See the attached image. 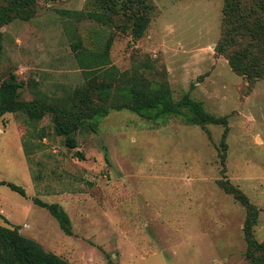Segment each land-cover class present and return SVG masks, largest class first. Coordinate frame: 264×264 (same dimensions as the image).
<instances>
[{
	"label": "rangeland",
	"instance_id": "1",
	"mask_svg": "<svg viewBox=\"0 0 264 264\" xmlns=\"http://www.w3.org/2000/svg\"><path fill=\"white\" fill-rule=\"evenodd\" d=\"M144 1L149 24L134 38L123 12L108 21L88 14L102 10L99 0H38L29 18L1 26V78L17 74L23 99L72 108L88 77L72 43L102 49L112 39L107 66L118 79L135 72L154 84L167 80L176 98L189 93L227 116L225 162L222 124L111 110L87 118L71 148L53 111L40 120L8 112L0 119V181L22 185L27 196L0 184V224L21 225L73 264H250L247 208L219 180L256 205L255 235L264 242V78L235 72L217 51L224 0ZM34 197L60 203L73 233Z\"/></svg>",
	"mask_w": 264,
	"mask_h": 264
},
{
	"label": "trees",
	"instance_id": "2",
	"mask_svg": "<svg viewBox=\"0 0 264 264\" xmlns=\"http://www.w3.org/2000/svg\"><path fill=\"white\" fill-rule=\"evenodd\" d=\"M38 0H3L0 4V119L8 112H25L32 120H40L47 111L54 112L55 128L58 134L65 135L66 144L75 148L78 141L74 133L87 118L99 119L111 110L129 109L147 119H158L170 115H182L190 124L206 127L215 123L225 125L221 146V156L225 162L227 155L226 136L229 132L227 116H219L206 110L204 103L189 93L176 98L169 81L154 84L140 73H132L127 79H118L110 63L109 39L101 49L88 47L82 39L72 43L77 61L85 69L88 77L78 94L80 99L72 108L50 104L44 99H23L20 88L23 81L11 73L7 79L1 78V64L4 50V32L1 26L14 17L29 18L28 12ZM139 1L143 4H140ZM102 10L89 11V15L99 21H108L110 14L123 12L131 24L134 38L141 37L149 24L150 15L142 12L149 9L144 0H99ZM98 2V3H99ZM139 3V7H131ZM216 49L229 58L232 69L249 79L264 78V0H224L222 32ZM118 83V84H117ZM209 136L210 132L208 131ZM80 153V152H79ZM84 158V155L81 154ZM225 171V170H224ZM11 189L27 196L26 189L15 182L1 180ZM220 186L240 200L245 206L247 218L244 235L247 243L246 257L250 264H264V242L257 239L254 226L258 221V211L249 197L229 179L219 180ZM34 202L47 208L55 216L61 228L72 234L71 218L58 202H46L39 197ZM21 225L0 224V264H73L59 254L48 251L36 239L24 235Z\"/></svg>",
	"mask_w": 264,
	"mask_h": 264
}]
</instances>
